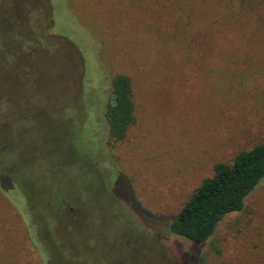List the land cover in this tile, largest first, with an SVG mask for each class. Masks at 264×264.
I'll return each mask as SVG.
<instances>
[{"label":"rangeland","instance_id":"rangeland-1","mask_svg":"<svg viewBox=\"0 0 264 264\" xmlns=\"http://www.w3.org/2000/svg\"><path fill=\"white\" fill-rule=\"evenodd\" d=\"M211 20L176 0H0V264H264V179L205 242L171 231L217 163L264 143L262 19ZM120 72L137 121L112 143Z\"/></svg>","mask_w":264,"mask_h":264},{"label":"trees","instance_id":"trees-1","mask_svg":"<svg viewBox=\"0 0 264 264\" xmlns=\"http://www.w3.org/2000/svg\"><path fill=\"white\" fill-rule=\"evenodd\" d=\"M263 11L264 0H176V19H215L210 21L214 33L223 24L218 19H238L237 24L245 28L247 19H254L253 27L262 19L260 24L264 26ZM136 110L132 77L122 72L115 74L106 110L112 143L127 137L137 121ZM263 179L264 143L237 154L231 164L217 163L212 176L203 180L176 213L171 224L172 233L205 242L227 214L243 209L246 197Z\"/></svg>","mask_w":264,"mask_h":264}]
</instances>
